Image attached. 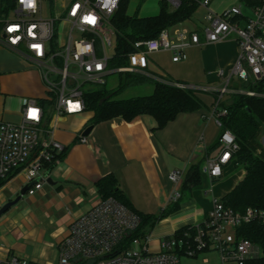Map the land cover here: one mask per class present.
<instances>
[{
    "label": "built area",
    "instance_id": "built-area-1",
    "mask_svg": "<svg viewBox=\"0 0 264 264\" xmlns=\"http://www.w3.org/2000/svg\"><path fill=\"white\" fill-rule=\"evenodd\" d=\"M48 1L49 18L42 16L45 0H16L15 17L3 20L2 40L40 72L48 94L44 99H28L19 122L0 117V179L12 173L23 176L26 184L34 183L27 191L30 195L43 187L61 162L59 155L65 146L54 136L57 120L84 114L87 92L106 84V77L114 72L109 69L112 57L108 51L117 47L113 18L122 3V0H69L57 8L52 0ZM167 1L173 9L183 2ZM190 1L207 8L206 26L199 30L176 27L172 32L164 29L155 38L136 42L135 50L127 57L128 64L117 71L150 75L152 53L171 52L173 61L180 62L187 58L186 49L191 46L236 36L239 58L230 73L220 70L221 86L171 83L180 88L214 92L217 98L212 115L221 126L220 117L228 113L222 107L224 98L237 92L230 89L234 76L251 85L240 94L264 97V0H251L252 15L244 13L242 4L215 12L210 8L211 0ZM81 140L86 142L87 138L82 135ZM237 150L236 136L225 130L219 138L218 153L206 158L202 171L212 179L221 178ZM53 163L55 167L51 168ZM170 180L174 185L171 201L178 202L182 198V172L173 170ZM140 222V216L117 199L100 198L70 224L68 235L59 244L57 264H181L182 257L196 258L212 251L219 253L218 264H246L264 255L260 244L241 234V227L251 223L264 227V208L249 207L239 212L216 201L206 220L193 225L195 236L176 239L174 232L159 240L156 251L149 247L150 236L147 240L136 238L129 247L125 246V240ZM0 264L41 263L13 256L0 258Z\"/></svg>",
    "mask_w": 264,
    "mask_h": 264
},
{
    "label": "crops",
    "instance_id": "crops-1",
    "mask_svg": "<svg viewBox=\"0 0 264 264\" xmlns=\"http://www.w3.org/2000/svg\"><path fill=\"white\" fill-rule=\"evenodd\" d=\"M68 1L52 0L54 7L57 8ZM135 1L138 2V10L130 13L127 10L129 15L137 14L143 18L159 15L160 0ZM242 1L251 7V0ZM8 2L9 0H0V21L9 18V14L4 17L3 12V6ZM156 2L159 7L156 6ZM204 8L208 11L206 7ZM210 8L215 12H221L229 6L221 7L218 0H211ZM141 9L148 12L143 15L140 13ZM206 25L203 17V23L194 24L192 28L186 26L185 21L168 29L172 32L176 27L183 26L199 30ZM2 36L3 25L0 27V77L21 76L23 81L16 87L15 94L10 96L0 94V117L5 121L19 122L26 101L39 99L34 98V93L44 91V88L39 89L43 82L40 72L8 47ZM239 53L236 36H230L223 41L191 46L186 49L185 60L174 62L172 59L171 63L185 64L187 69L192 68L195 71V75L187 78V81L194 80L209 87H219L223 84L220 70H224L226 74L230 73L238 61ZM160 54L162 52L150 54L148 69L150 75L146 76L153 81H161L160 79L164 77L168 83L196 86L173 80L165 71L166 68L162 69L155 60L154 57ZM31 71H34L36 85L39 83L35 89H32L34 86L30 87L27 84L28 80H25L32 75ZM170 78L174 82L170 81ZM196 111L181 113L162 128L152 115H141L132 120L113 118L106 121L98 141L93 137L90 138L91 142L86 143H81V136L85 129L92 125L88 117L81 114L59 118L56 123L59 122L61 129L57 132L55 130L54 136L64 143L67 148L66 155L52 170L41 189L33 195L26 193L15 206L0 216V258L18 256L41 264H57L59 244L68 235L70 224L101 198L97 182L110 174L116 176L120 189L137 211L158 218L152 229L154 232L151 233L159 240L181 227L205 221L215 202L222 201L232 192L244 179L246 171L242 169L235 172V168L238 167L234 162L225 166L223 176L219 179H212L202 171L206 158L218 153V146L194 142L193 129L200 125L198 118L193 117ZM203 118L205 119L204 115ZM172 129L179 132L180 145H172L168 134H165ZM156 132L159 136L158 142ZM186 132L191 133L190 139ZM76 135L79 136L70 145ZM185 137L191 141L190 145L183 143ZM199 163L200 183L192 190L184 191L179 207L162 217L164 210H172L175 207V202L171 201L174 186L171 185L170 173L173 170L182 172L183 190L189 169ZM4 181L0 186V209L9 201L16 199L27 185L23 176L15 173Z\"/></svg>",
    "mask_w": 264,
    "mask_h": 264
},
{
    "label": "trees",
    "instance_id": "trees-1",
    "mask_svg": "<svg viewBox=\"0 0 264 264\" xmlns=\"http://www.w3.org/2000/svg\"><path fill=\"white\" fill-rule=\"evenodd\" d=\"M129 0H122L119 10L113 18L116 29L117 47L116 55L111 63L116 67H124L128 64V55L135 50L134 44L138 41L157 37L161 31L168 29L192 18L199 7L196 2L183 0L182 4L172 9L167 0H160V13L154 17H139L129 15ZM16 0H9L4 4V17L14 9ZM3 21H0L2 27ZM149 78L141 74V78ZM150 79V78H149ZM166 80L164 77L162 78ZM152 80V79H151ZM153 81V80H152ZM154 90L151 94L141 95L127 99H117V95L124 88L109 92L96 88L89 91L86 96L87 110L94 111L95 123L122 117L132 120L141 115H152L160 128L174 120L179 114L196 111L202 108L203 103L197 93L191 88H180L164 81H153ZM253 88L255 86H252ZM222 107L228 110L227 115L220 117L222 132L230 130L235 136L238 150L233 154V162L237 167L245 169L246 175L237 187L227 194L222 202L233 207L239 212H245L249 207L264 208V147L261 142V134L264 129V97L235 95L230 102H224ZM219 145V140L215 144ZM67 148L59 158L62 160ZM55 164L51 165L54 168ZM6 179H0V186ZM201 181V163L192 165L183 184V192L190 191ZM101 198L113 197L136 212L141 222L139 227L125 240V246L129 247L136 239L147 240L156 225L158 218L144 215L137 211L129 201L127 195L120 189L116 176L110 174L100 178L97 182ZM175 202L172 210H164L165 217L179 207ZM196 234L193 225H187L178 229L174 236L176 239H184L187 235ZM241 234L261 245L264 250V227L259 223H251L241 227ZM246 264H264V255L260 258L249 260Z\"/></svg>",
    "mask_w": 264,
    "mask_h": 264
},
{
    "label": "rangeland",
    "instance_id": "rangeland-1",
    "mask_svg": "<svg viewBox=\"0 0 264 264\" xmlns=\"http://www.w3.org/2000/svg\"><path fill=\"white\" fill-rule=\"evenodd\" d=\"M218 1L219 3H221V7L223 6L230 7V6L242 4L244 13L247 15H252V10L250 6L249 5L247 6L246 3L245 5L244 1L242 0H218ZM128 5H129L128 7L129 13L133 11L137 12L138 6H139L138 2H136L135 0H131ZM156 6L159 7L158 2H156ZM43 9L44 11H43L42 16L44 18H49L51 16V4L48 0H45L43 4ZM147 12L148 10H142V9L140 10V13L143 15H145ZM206 12L207 11L204 7L199 6L194 12L191 20L186 21V26H189L190 28H192L194 24L200 25L201 23H203V17L206 14ZM8 17L10 19L15 17V13L13 12V10H10ZM179 27H183V26H179ZM114 45L115 46L117 45V37L114 38ZM108 54L110 57L113 58L116 55V49L115 48L109 49ZM154 58L158 62L159 66L162 67V69L166 68L165 71L173 78V80H180L185 83L187 82L188 84H194L196 85V87L197 86H208L206 84H199L200 82H197L194 80L187 81V78H191L190 76L195 75V71L192 68L187 69L185 67V64H178V65L172 64L171 63V60H172L171 52H162L160 56L154 57ZM118 68L120 67L114 66L110 61L109 69L114 70V72L109 74L106 77V80H107L106 84L94 86L93 89L101 88L109 92L110 91L113 92L115 90H118L120 87L124 88L117 95H115V98L117 99H127V98L137 97L141 95H148L153 92L154 84L151 79L147 77L142 79L141 74L139 73L119 72L117 71ZM31 74L32 75L29 76L25 80H28L27 84L30 87L34 86L32 87V89H35L39 83H37L36 85L37 80L34 77V71H31ZM172 78H170L171 79L170 81H172ZM22 81L23 79H21V76H13V75L12 76H6V75L1 76L0 77V94H4L6 96L15 94L16 87ZM40 88L43 89L44 87L39 86V89ZM250 88H251L250 83H247L243 81L242 79L238 78L237 76H234L230 84V89H234L237 92L234 91L235 93L227 94L224 98L223 103L231 101L235 95H239L240 93H242V91L249 90ZM193 90L197 93V95L199 96V98L201 99L203 103L202 109L196 111L193 116V117H196V119L198 118L200 122L199 123L200 125L197 126L196 129H193L194 137H195L194 142L196 141V144H200V145H205V144L215 145L222 134V127L217 122V119L213 117L212 115L214 103L216 101L217 96L214 92H211V91H205L199 88H194ZM46 97H48V94L45 91L40 90L34 93V98L44 99ZM94 115H95L94 111H88V110L83 114V116L88 117V120L90 121V123L95 122V120L93 119ZM203 115L205 116V119L203 118ZM106 121L107 120H103V121H99L94 124L95 128L93 132L87 136L86 142H91L90 138L93 139V137L96 138L97 141L99 140L101 136L100 135L101 129L106 125ZM58 123H56V129H55L56 132L61 129ZM63 130H67V129H63ZM165 134H168L169 141L172 145H180L181 137L177 129L176 130L172 129V131L168 130V132H166ZM190 135L191 133H187L188 139H190L189 137ZM78 136L79 135H76L73 138L70 145H72L75 142ZM155 137H156V141L158 142L159 140L158 132H156ZM188 139L186 137L183 139V143L185 145L191 144V141ZM260 139L264 147V129H263ZM81 143H84V142L81 141ZM242 169L243 168L238 167V168H235L234 171L237 172V171H241ZM171 185H173V183ZM152 232H154V230ZM150 235H151L150 236L151 240L149 242V247L152 251H156L159 248V244H158L159 239L154 237L153 233H151ZM219 262H220L219 253L216 251L203 252L199 254V256L196 258H191V257L181 258V264H218Z\"/></svg>",
    "mask_w": 264,
    "mask_h": 264
},
{
    "label": "water",
    "instance_id": "water-1",
    "mask_svg": "<svg viewBox=\"0 0 264 264\" xmlns=\"http://www.w3.org/2000/svg\"><path fill=\"white\" fill-rule=\"evenodd\" d=\"M93 129H94V125H90V126H88V127L85 129V131L83 132V136H88V135L92 132ZM49 180H50V179H49ZM33 184H34L33 182L27 184V185L22 189V191L20 192V195H19L16 199H14V200L9 201L8 203H6V204L0 209V216L3 215L5 212H7L9 209H11L13 206H15V205H16V204L22 199V197L26 195L28 189H29L30 187H32Z\"/></svg>",
    "mask_w": 264,
    "mask_h": 264
}]
</instances>
